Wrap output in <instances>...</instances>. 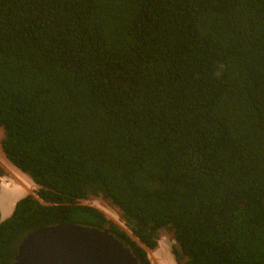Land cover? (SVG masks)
Listing matches in <instances>:
<instances>
[{
    "label": "trees",
    "instance_id": "16d2710c",
    "mask_svg": "<svg viewBox=\"0 0 264 264\" xmlns=\"http://www.w3.org/2000/svg\"><path fill=\"white\" fill-rule=\"evenodd\" d=\"M0 126L37 185L0 264L61 222L140 264L162 230L175 264H264V0H0Z\"/></svg>",
    "mask_w": 264,
    "mask_h": 264
},
{
    "label": "water",
    "instance_id": "95a60500",
    "mask_svg": "<svg viewBox=\"0 0 264 264\" xmlns=\"http://www.w3.org/2000/svg\"><path fill=\"white\" fill-rule=\"evenodd\" d=\"M0 183L6 179L0 177ZM12 264H140L108 228L72 222L42 225L18 242Z\"/></svg>",
    "mask_w": 264,
    "mask_h": 264
},
{
    "label": "crops",
    "instance_id": "0c3cea01",
    "mask_svg": "<svg viewBox=\"0 0 264 264\" xmlns=\"http://www.w3.org/2000/svg\"><path fill=\"white\" fill-rule=\"evenodd\" d=\"M2 137L3 134L0 131V140ZM0 177L6 179L5 184L0 183V220H4L12 213L16 201L26 194L34 193L37 189V185L26 173L11 164L6 159L2 150H0ZM159 246L157 245V248ZM164 246L166 245L163 242L161 249H163ZM158 249L160 250V248ZM164 259L165 258L162 257L156 264H164Z\"/></svg>",
    "mask_w": 264,
    "mask_h": 264
},
{
    "label": "rangeland",
    "instance_id": "374dc122",
    "mask_svg": "<svg viewBox=\"0 0 264 264\" xmlns=\"http://www.w3.org/2000/svg\"><path fill=\"white\" fill-rule=\"evenodd\" d=\"M0 131L3 134V129L1 126H0ZM81 203L92 205L98 208L100 211L103 212V214L107 218L112 219L114 222H116L117 224H119L121 227L124 228L123 222L119 216V211L117 210V208L109 205L107 201H105L101 197H90L88 199H83L81 200ZM126 230L129 232L128 229ZM161 234L162 235L160 236V239L158 240L157 243V245L161 243L160 246L158 247L160 248V250L157 248V246L154 249H146L147 257L150 261V264L151 263L156 264V262L158 263L162 257H165L164 264H175L173 256L170 251L171 246L174 244V240L172 239V233L170 231L168 232L167 230L166 231L162 230ZM163 242L165 243L166 246H164V248L161 249V245L163 244Z\"/></svg>",
    "mask_w": 264,
    "mask_h": 264
},
{
    "label": "bare ground",
    "instance_id": "6f19581e",
    "mask_svg": "<svg viewBox=\"0 0 264 264\" xmlns=\"http://www.w3.org/2000/svg\"><path fill=\"white\" fill-rule=\"evenodd\" d=\"M159 246V245H158ZM157 249V248H156ZM164 256V255H163ZM165 258V257H164ZM156 259H157V257H156Z\"/></svg>",
    "mask_w": 264,
    "mask_h": 264
}]
</instances>
